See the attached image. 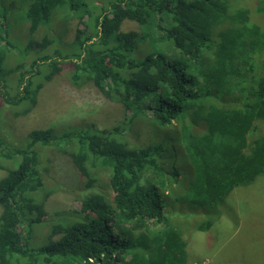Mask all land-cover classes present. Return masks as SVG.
Here are the masks:
<instances>
[{"label": "trees", "instance_id": "trees-1", "mask_svg": "<svg viewBox=\"0 0 264 264\" xmlns=\"http://www.w3.org/2000/svg\"><path fill=\"white\" fill-rule=\"evenodd\" d=\"M96 1L0 0V264H188L186 228L209 231L215 207L264 177V0ZM9 4L25 25L13 34ZM70 21L83 27L69 44ZM59 77L130 116L10 140L9 123ZM142 118L167 138L133 143ZM51 147L89 187L106 176L112 195H86L48 225ZM165 152L186 166L182 182Z\"/></svg>", "mask_w": 264, "mask_h": 264}, {"label": "rangeland", "instance_id": "rangeland-1", "mask_svg": "<svg viewBox=\"0 0 264 264\" xmlns=\"http://www.w3.org/2000/svg\"><path fill=\"white\" fill-rule=\"evenodd\" d=\"M19 14L16 7L9 4L6 18L9 20L11 34L25 29L21 12ZM61 16L63 17V14ZM82 27L77 21H70L67 29H63L62 41L70 44L75 31ZM128 28H134V25L126 24L125 29ZM42 34L43 32L38 38ZM257 62L264 66V59ZM129 116L130 113L125 112L123 107L102 97L93 85L71 87L63 77H59L41 90L39 103L32 113L11 121L6 132L10 140L18 142L34 129L81 122H91L97 127L108 128L125 121ZM138 127L137 133L129 135L133 143L145 144L155 140V137L160 140L167 138L163 132L155 133L147 119L142 118ZM261 130L264 132V126H261ZM43 157L45 159L43 167L47 170L45 190L51 192L46 201L48 225L58 221L59 215L63 212L67 215L65 211L79 210L86 195L94 193L108 197L112 195L106 176L100 177L89 187L79 178L70 158L59 149L51 147L44 151ZM173 158L175 160H171L170 153L165 152L162 162L169 172L180 169L176 180L182 182L186 166L182 162L179 163L178 158ZM19 160L21 158H17V161ZM4 175L0 170V179ZM175 206L184 209L192 217L204 218L208 215L207 211L193 215V210L185 204ZM62 218L69 219L64 217V214L60 220ZM211 220L213 225L209 231L198 232L191 227L186 228L185 240L189 245L188 264H264V177L259 178L257 183L248 188L237 189L230 198L213 209ZM44 233H47V229Z\"/></svg>", "mask_w": 264, "mask_h": 264}]
</instances>
